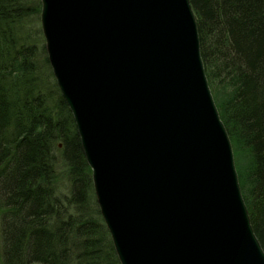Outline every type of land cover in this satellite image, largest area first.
Masks as SVG:
<instances>
[{"label": "water", "instance_id": "obj_1", "mask_svg": "<svg viewBox=\"0 0 264 264\" xmlns=\"http://www.w3.org/2000/svg\"><path fill=\"white\" fill-rule=\"evenodd\" d=\"M120 264H264L189 0H39Z\"/></svg>", "mask_w": 264, "mask_h": 264}, {"label": "trees", "instance_id": "obj_2", "mask_svg": "<svg viewBox=\"0 0 264 264\" xmlns=\"http://www.w3.org/2000/svg\"><path fill=\"white\" fill-rule=\"evenodd\" d=\"M189 2L264 250V0ZM39 14V0H0V264H120L49 66Z\"/></svg>", "mask_w": 264, "mask_h": 264}, {"label": "rangeland", "instance_id": "obj_3", "mask_svg": "<svg viewBox=\"0 0 264 264\" xmlns=\"http://www.w3.org/2000/svg\"><path fill=\"white\" fill-rule=\"evenodd\" d=\"M34 0H30V2H33ZM34 25V23L32 24V26ZM38 28H40V21H39V25H38ZM34 34V33H33ZM40 34H42L41 33V31H40ZM39 38L40 37H38V36H36L35 34H34V37H33V39H34V43L37 45V42H39ZM41 39H42V43H43V45H44V40H43V37H42V35H41ZM41 66H43V64H41ZM45 69V68H44ZM43 73H44V71H43ZM44 76L45 77H47L46 76V74L44 73ZM210 87V86H209ZM211 89V92H212V95H213V98H215L214 97V94H213V92H214V90L212 89V88H210ZM220 94H221V92H220ZM214 101H216V99L214 100ZM62 181H64L63 179H61ZM0 236H1V233H0ZM0 250H1V248H0ZM2 251V250H1Z\"/></svg>", "mask_w": 264, "mask_h": 264}, {"label": "bare ground", "instance_id": "obj_4", "mask_svg": "<svg viewBox=\"0 0 264 264\" xmlns=\"http://www.w3.org/2000/svg\"><path fill=\"white\" fill-rule=\"evenodd\" d=\"M40 15V14H39ZM195 18H196V15H195ZM204 70H205V68H204ZM206 74V73H205ZM58 87V86H57ZM77 130V129H76Z\"/></svg>", "mask_w": 264, "mask_h": 264}]
</instances>
